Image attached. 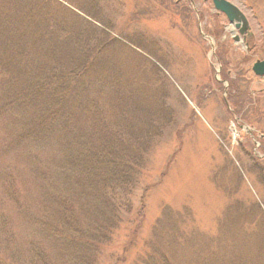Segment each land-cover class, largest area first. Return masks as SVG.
<instances>
[{"label": "rangeland", "instance_id": "obj_1", "mask_svg": "<svg viewBox=\"0 0 264 264\" xmlns=\"http://www.w3.org/2000/svg\"><path fill=\"white\" fill-rule=\"evenodd\" d=\"M227 1L247 19L244 36L211 0H47L48 13L64 19L67 31L78 30L82 45L102 31L115 38L107 57L128 77L134 98L155 108L164 103L157 115L141 113L154 133L143 177L97 264L124 253L119 264H130L148 244L173 264L198 255L264 264V76L251 70L264 59V0ZM4 131L0 124V138ZM4 141L0 177L7 172L21 195L33 197L34 160L4 153ZM6 204L12 230L21 235L25 226ZM138 214L140 232L124 252ZM173 225L184 230L180 241Z\"/></svg>", "mask_w": 264, "mask_h": 264}, {"label": "trees", "instance_id": "obj_2", "mask_svg": "<svg viewBox=\"0 0 264 264\" xmlns=\"http://www.w3.org/2000/svg\"><path fill=\"white\" fill-rule=\"evenodd\" d=\"M0 3L7 8L0 4V142L4 153L34 160L36 190L26 198L10 174L0 177V264H97L143 177L154 133L141 113L157 115L164 103L134 98L128 77L107 57L117 41L110 34L82 45L78 30L48 13L47 0ZM9 202L25 226L21 235L5 213ZM142 217H133L124 252ZM170 231L178 241L184 234L174 225ZM147 247L130 264H173L156 244ZM124 254L112 255L111 264ZM184 264L236 262L198 255Z\"/></svg>", "mask_w": 264, "mask_h": 264}, {"label": "water", "instance_id": "obj_3", "mask_svg": "<svg viewBox=\"0 0 264 264\" xmlns=\"http://www.w3.org/2000/svg\"><path fill=\"white\" fill-rule=\"evenodd\" d=\"M215 10L224 14L229 23L238 28L243 34L248 28L247 20L241 11L227 0H211ZM252 72L258 76H264V59L255 61L251 67Z\"/></svg>", "mask_w": 264, "mask_h": 264}]
</instances>
